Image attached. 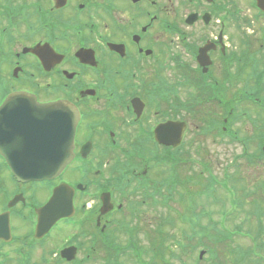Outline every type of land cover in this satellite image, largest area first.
I'll use <instances>...</instances> for the list:
<instances>
[{
    "label": "flooded vegetation",
    "instance_id": "obj_1",
    "mask_svg": "<svg viewBox=\"0 0 264 264\" xmlns=\"http://www.w3.org/2000/svg\"><path fill=\"white\" fill-rule=\"evenodd\" d=\"M240 1L0 0V105L25 93L79 112L75 158L53 182L18 183L0 151V264H73L60 253L77 245L76 258L89 259L123 210L156 212L159 188L172 194L174 124L185 125L179 147L197 146L222 112L232 124L239 98L253 94L247 81H264V10ZM239 25L247 47H237ZM169 124L161 145L157 130ZM61 183L76 214L36 238V211ZM61 226L74 232L47 250Z\"/></svg>",
    "mask_w": 264,
    "mask_h": 264
},
{
    "label": "rangeland",
    "instance_id": "obj_2",
    "mask_svg": "<svg viewBox=\"0 0 264 264\" xmlns=\"http://www.w3.org/2000/svg\"><path fill=\"white\" fill-rule=\"evenodd\" d=\"M239 6L242 7L240 0H239ZM228 10L233 11V7L232 8L229 7ZM245 13L247 12L242 11L240 14H238L237 17L241 18V20L239 21V24L242 23L244 19H247V14ZM243 31L247 32L246 28H244ZM242 39H245V37L242 33H239L237 35V47H241L240 41ZM240 86L241 85H238V87ZM245 109L248 110L249 114L253 112L252 105L248 109V106H246L245 104H241V106L239 104L240 111H244ZM249 114L247 115V118L243 120V122H237L236 124L231 125L232 132L236 133V136H237L236 141L238 139L240 140L239 144L233 145L232 148H230L233 150L232 152H229L230 149H226L227 147L223 146L222 144L213 145L211 140H209L210 139L209 136L207 135L205 136L206 139H203L204 146L202 150L198 151L197 149H195V144L193 145L192 142H189L187 145L186 150H188L191 157L193 158L196 157L195 159H197L198 157L200 158V156L203 159L205 157V160L207 162L208 161L210 162L209 165L212 171L215 173L214 175H216L215 176L217 177L216 179H218V181L220 182L223 180L222 174L224 173V168L226 170L231 169L229 165H226V163L230 161L229 158L231 156H233V158L238 157V162L236 163L235 167L231 169L230 171H228L227 173L229 175H232L234 180H236V182L232 184L235 186V189L233 188L232 190L233 192L232 198L233 199L239 198V200L244 203L243 210L242 211L238 210L237 212L238 214L234 216V219H230V222H228V224L226 220L223 221V225L220 224L222 221V218H221L222 212L229 213L232 209L230 208V204H229V200H230L229 197H231V195H229L227 191L223 190L222 188H219L218 186L212 189V196H207V195L202 194L205 191L206 186H207V182H206L207 175H206L203 178L204 187L201 185L199 189H195L196 187L194 185L193 186L191 185L192 191L194 193L204 188V191L201 192L199 196L192 195L194 193L190 195L191 196L190 199H192L191 207L193 208L194 213L185 212L186 213L185 216L197 215L195 216L196 219L193 218L195 223L198 225V227L194 228V231L203 230V227H207V226L210 227L211 225H214L215 227L217 226L218 229H222V227H225L230 230H234L232 229L234 228V226L241 225L243 229L245 228L247 229L249 228L248 225L250 224L251 232L253 234V232L256 230V227H255L256 223H255L254 218L251 216L252 209L254 208L255 205H259L261 207L260 211L264 213V167L262 165V162L260 163L257 160H253V164H248L247 160H241L240 158L242 156L254 157L253 155H257L258 150H259L260 142L257 140V137H255V135L257 134V132H261L260 126L262 128V125H264V115L262 116L263 123H261L259 126V122L256 125L254 124L252 125L250 123ZM253 115L254 114H251V116ZM189 141H191V138H189ZM229 154H230V157H229ZM188 165H191V163L187 164V166ZM222 166L224 168L221 171ZM183 172H184V175H187L186 166L183 168ZM238 194H239V197H238ZM183 203H184V206H182L181 204L177 205L176 203H174V207L178 209V211H181V213L185 211V207L186 209L189 207V202L186 199V197ZM159 210L160 211L156 213H150L149 210L147 211L144 207L142 209L139 207L136 210V211H139L138 214L141 212L143 214L140 217L137 216V219H138L137 222L140 223L139 224L140 226L142 224V228L145 231H148V232L150 231V233L151 231L153 232L154 227L159 221V219H163L165 216L167 217L168 215H170V219L173 220L174 226L173 228H169L168 232L175 234L174 236H176L178 239L182 238L180 237V232L182 231H184L185 233L183 235H189L191 233V230H189V224L186 221L187 218L185 216H184L185 220L182 221V220H179L176 212L168 213L166 211V208H163V209L159 208ZM132 211L134 210L132 209ZM132 211H130L129 208L126 210L127 213L125 216V220H128V221H131V219L135 220L134 218H131L133 217V214L135 213L134 211V213L131 214ZM202 213H205V215H202ZM246 213L249 214V218L247 217V219H245ZM243 219H245V221H242ZM146 220L148 222L150 221L151 222L147 224ZM247 222L249 224H247ZM262 223H264V218H262ZM61 227L62 228H60V230H58L57 233H60L62 231H64V233H61L60 238L57 241H54V242L47 241V243H49L47 245V250L49 249L56 250L57 247L60 244H63L65 239L69 236L68 232H70L72 228H70L69 226H65V227L61 226ZM138 229L140 230V228ZM72 232H74V229H72ZM252 234L251 236H254ZM152 235L153 234H151V237L153 238ZM137 239L144 245L148 244L149 240H152L150 239L149 236H145L143 233L139 234L137 236ZM256 239L257 240L261 239L264 242V237L262 236L256 237ZM154 240L158 241L159 239L155 237ZM166 244L169 245V247L172 245L174 249L172 241H168ZM175 248H176V252L182 257L183 260L186 258L185 261L187 264L191 263L192 261L194 262L196 260V257L199 254V251H196L192 258L189 254L185 255V258H184L183 255L180 253V250H179L180 248L176 246ZM232 251H235L236 255L235 254L232 255L231 254ZM246 251H249V253L252 252L256 256V253H260L261 250L254 248L252 246V241L250 238H243L242 236H234L233 243H229L228 246H224V245L215 246L217 264H220V263L221 264H260L258 262V258H255L252 255L250 256V259H249L248 257L249 253H247L243 257H240L239 252L245 253ZM50 253L51 252H47L46 254H44L45 260H49L51 258ZM99 255L100 257L102 255L104 256L105 255L104 251H102L101 254ZM205 258H207V260L206 261L205 259L201 260V264H213V261H215L213 260V258H208L206 256ZM32 262L34 263L35 260H32ZM99 262H100L99 260H94V264H99ZM89 264H93V263H89ZM124 264H129V262L128 263L125 262ZM175 264H181V261L176 260Z\"/></svg>",
    "mask_w": 264,
    "mask_h": 264
},
{
    "label": "water",
    "instance_id": "obj_3",
    "mask_svg": "<svg viewBox=\"0 0 264 264\" xmlns=\"http://www.w3.org/2000/svg\"><path fill=\"white\" fill-rule=\"evenodd\" d=\"M14 102L8 101L4 109H10ZM23 102L29 111H23L22 115L30 126L21 130L22 147L10 157V165L19 178L52 179L72 159L76 113L73 107L63 102L41 106L35 105L32 99L24 98ZM60 191L61 188L57 189L55 196ZM55 196L48 205L50 209L60 204ZM59 212L58 217L64 216L67 210Z\"/></svg>",
    "mask_w": 264,
    "mask_h": 264
},
{
    "label": "trees",
    "instance_id": "obj_4",
    "mask_svg": "<svg viewBox=\"0 0 264 264\" xmlns=\"http://www.w3.org/2000/svg\"><path fill=\"white\" fill-rule=\"evenodd\" d=\"M261 231H263V228L262 227H259L258 228V232H261ZM187 242L188 243H187V246L185 248L187 250H189L190 253L194 250V248H197V247H202V248L204 247L205 249L207 248L208 253L213 258V260H215V261H213V264H217L216 252H215V250H213L214 248L211 249L212 248V245L211 244L202 243L200 240L194 241V239L192 241H190V242L187 239ZM191 242H193V243H191ZM177 243H179V242H177ZM210 243H212V242H210ZM153 245L155 246V251H157V253H163V252H166V251H170V249H166L160 241L159 242H153ZM253 247L254 248H257V249H260L262 251V252L261 251L260 252L264 254V242H262V241H255L254 244H253ZM171 253H174L175 254L176 251L175 250H172ZM247 253H249V251H246L245 253L239 252V255L241 257V256L246 255ZM251 253H249V255ZM231 254L232 255L233 254L236 255L235 251H232ZM157 258H160V257H157Z\"/></svg>",
    "mask_w": 264,
    "mask_h": 264
}]
</instances>
